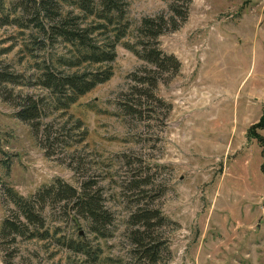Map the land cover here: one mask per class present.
<instances>
[{
  "label": "rangeland",
  "instance_id": "rangeland-1",
  "mask_svg": "<svg viewBox=\"0 0 264 264\" xmlns=\"http://www.w3.org/2000/svg\"><path fill=\"white\" fill-rule=\"evenodd\" d=\"M169 1L133 0L129 16L139 22ZM12 33L0 31V50ZM160 48L181 71L162 77L155 90L162 105L143 100L142 119L120 110L134 85L128 75L144 65L121 47L111 81L69 114L44 117L39 129L19 120L0 90V264H86L54 238L1 233L5 220L23 218L5 188L31 198L56 179L73 186L92 179L104 189L114 233L102 248L114 262L99 264H153L130 235L129 217L140 208L164 217L151 231L162 249L156 264H264V0H193L187 22L161 36ZM20 57L17 47L0 60L30 75ZM131 181L147 185L126 190ZM61 213L48 206L47 225L93 238Z\"/></svg>",
  "mask_w": 264,
  "mask_h": 264
},
{
  "label": "trees",
  "instance_id": "trees-1",
  "mask_svg": "<svg viewBox=\"0 0 264 264\" xmlns=\"http://www.w3.org/2000/svg\"><path fill=\"white\" fill-rule=\"evenodd\" d=\"M133 0H0V31L13 29L10 47L0 50L6 56L15 48L21 54L20 64L26 62L30 75L16 71L0 60V90L6 91V101L15 102L16 117L39 129L44 117L54 113L69 114L88 94L114 77L118 48L133 53L143 67L130 73L134 83L130 97L120 101V110L132 118L142 119L143 100L162 105L155 90L164 75H179L181 62L160 48V37L178 31L189 18L193 0H170L168 8L139 22L129 16ZM37 87L42 95L33 96L19 87ZM128 94H121L123 99ZM15 98V99H13ZM98 111V107L89 105ZM82 126L78 123L77 129ZM129 182L130 188L140 189L144 182ZM132 185V186H131ZM123 187V186H122ZM22 217L2 223L3 237H26L48 241L84 258L86 264L113 263L104 256L103 244L113 236L114 216L105 205L104 189L89 179L73 186L56 179L31 198H25L13 188H5ZM123 190L125 188L123 187ZM61 206L62 216L72 220L75 227L86 228L93 238L61 234L60 227H50L44 218L48 206ZM42 212V213H41ZM160 211L140 208L129 217L135 251L156 264L162 253L151 231L163 224ZM6 264H11L6 262Z\"/></svg>",
  "mask_w": 264,
  "mask_h": 264
}]
</instances>
